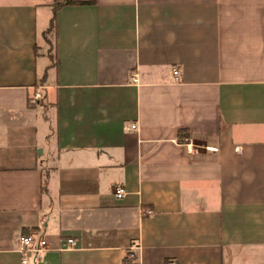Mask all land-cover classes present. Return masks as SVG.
Segmentation results:
<instances>
[{
    "label": "crops",
    "instance_id": "crops-1",
    "mask_svg": "<svg viewBox=\"0 0 264 264\" xmlns=\"http://www.w3.org/2000/svg\"><path fill=\"white\" fill-rule=\"evenodd\" d=\"M78 1L0 0V264H264V0Z\"/></svg>",
    "mask_w": 264,
    "mask_h": 264
},
{
    "label": "built area",
    "instance_id": "built-area-1",
    "mask_svg": "<svg viewBox=\"0 0 264 264\" xmlns=\"http://www.w3.org/2000/svg\"><path fill=\"white\" fill-rule=\"evenodd\" d=\"M174 74H178V70L174 69ZM136 78V77H135ZM136 80V79H135ZM42 86L40 85L33 93L32 99L34 101L39 100L42 97ZM131 129L136 128V124L130 125ZM190 147V144L188 145ZM125 191L121 186H114L113 196L120 200L124 197ZM150 211H146V214H150ZM69 244H73L71 241H68ZM16 252L21 257L22 264H28L30 260L33 263L38 262L48 250L47 243L43 237L40 236V233L37 231L26 232L20 234L15 239Z\"/></svg>",
    "mask_w": 264,
    "mask_h": 264
},
{
    "label": "trees",
    "instance_id": "trees-1",
    "mask_svg": "<svg viewBox=\"0 0 264 264\" xmlns=\"http://www.w3.org/2000/svg\"><path fill=\"white\" fill-rule=\"evenodd\" d=\"M87 3H89V2H87V1H78V0H54V3L52 5L53 17H52V19L50 21V26H49L48 31L52 30V28L54 26L55 13L60 7H62L64 5H70V4H87ZM188 134H189L188 130L181 129L179 131V134H178L179 140L183 141L184 137H188ZM45 185H46V181L44 180L43 181V189H45Z\"/></svg>",
    "mask_w": 264,
    "mask_h": 264
}]
</instances>
